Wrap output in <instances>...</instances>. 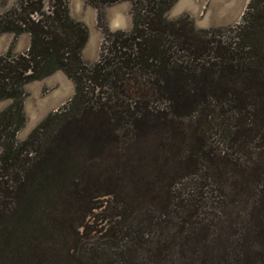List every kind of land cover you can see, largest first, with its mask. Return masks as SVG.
Masks as SVG:
<instances>
[{"label":"trees","instance_id":"16d2710c","mask_svg":"<svg viewBox=\"0 0 264 264\" xmlns=\"http://www.w3.org/2000/svg\"><path fill=\"white\" fill-rule=\"evenodd\" d=\"M128 1L92 65L66 0L0 14L30 35L0 54V264H264V0L209 29ZM57 70L73 95L18 140L23 84Z\"/></svg>","mask_w":264,"mask_h":264},{"label":"rangeland","instance_id":"374dc122","mask_svg":"<svg viewBox=\"0 0 264 264\" xmlns=\"http://www.w3.org/2000/svg\"><path fill=\"white\" fill-rule=\"evenodd\" d=\"M18 0H0V14ZM69 16L81 22L88 36L81 48V58L92 65L97 61L101 45L107 32L118 29L127 31L132 27L131 3L122 0L101 8L93 7L87 0H66ZM249 0H175L165 11L166 19L187 18L195 29L226 27L240 22ZM231 14L229 17L226 15ZM28 32L14 36L11 32L0 33V54L11 47L13 53L25 51L30 44ZM3 45H5L4 48ZM3 49V51H2ZM24 124L16 133L18 140L28 133L50 112L64 104L74 92V84L61 70L22 86ZM12 99H0V111L11 103ZM99 220V218H96Z\"/></svg>","mask_w":264,"mask_h":264},{"label":"bare ground","instance_id":"6f19581e","mask_svg":"<svg viewBox=\"0 0 264 264\" xmlns=\"http://www.w3.org/2000/svg\"><path fill=\"white\" fill-rule=\"evenodd\" d=\"M231 14L226 15L225 17H229Z\"/></svg>","mask_w":264,"mask_h":264},{"label":"crops","instance_id":"0c3cea01","mask_svg":"<svg viewBox=\"0 0 264 264\" xmlns=\"http://www.w3.org/2000/svg\"><path fill=\"white\" fill-rule=\"evenodd\" d=\"M29 35V34H28ZM30 36V35H29ZM5 47V45H3V47L2 48H4ZM2 51H3V49H2Z\"/></svg>","mask_w":264,"mask_h":264}]
</instances>
